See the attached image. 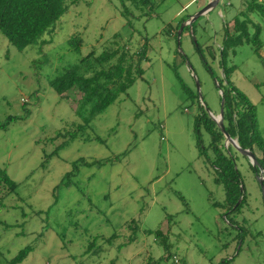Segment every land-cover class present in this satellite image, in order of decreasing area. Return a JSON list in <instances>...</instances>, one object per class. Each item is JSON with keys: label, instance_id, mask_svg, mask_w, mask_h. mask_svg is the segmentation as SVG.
I'll list each match as a JSON object with an SVG mask.
<instances>
[{"label": "rangeland", "instance_id": "374dc122", "mask_svg": "<svg viewBox=\"0 0 264 264\" xmlns=\"http://www.w3.org/2000/svg\"><path fill=\"white\" fill-rule=\"evenodd\" d=\"M187 1L147 6L139 0H80L60 20L50 44L24 53L0 34V122L20 118L0 129V165L19 184V197L9 195L0 206V221L11 226H0V264H8L28 245L34 251L22 264H156L160 258L161 264L231 259L230 264H264V195L250 160L237 154L248 196L235 217L245 230L239 239L240 228L229 224L220 206L225 190L215 183L197 146L199 104L183 89L185 84L219 115V82L197 47L217 77L224 78L218 53L216 59L211 53L218 50L223 24L240 2L223 0L179 37L182 24L175 37L179 18L195 16L202 4ZM252 16L264 28V14ZM73 38L82 40L78 51L69 43ZM146 40L149 60L143 63V78L91 120L87 111L77 114L80 92L58 94L51 87L55 77L92 52L100 55L119 47L139 52ZM261 52L264 47L256 52L252 44H244L230 54L228 66L236 67L230 77L235 87L256 107L264 142ZM87 121L77 139L65 137ZM204 141H210L205 133ZM63 143L59 154L46 161ZM80 159L103 164L81 167L70 187L60 186ZM157 230L168 237L175 255L171 260H165L166 250L155 236L145 233ZM91 243L95 246L88 252Z\"/></svg>", "mask_w": 264, "mask_h": 264}, {"label": "trees", "instance_id": "16d2710c", "mask_svg": "<svg viewBox=\"0 0 264 264\" xmlns=\"http://www.w3.org/2000/svg\"><path fill=\"white\" fill-rule=\"evenodd\" d=\"M79 1L0 0V34L21 53H24L32 46H46L52 42L60 20L69 13L73 6L78 5ZM139 1L148 6L152 1L164 2L166 0ZM244 3L245 8L236 17L233 30H230L229 25L224 29L223 41L220 43L218 50L215 51L213 49L211 53L213 59L217 58L215 52L218 53L220 68L223 70L224 78L219 79L217 77L214 68L205 58L200 46L197 47V51L202 55L206 69L213 75V78L218 80L219 90L223 91L221 101L222 98L225 99V131L238 141L243 150H249L255 154L259 167L253 166L250 162V168L258 180L259 176L264 177V142L258 131L256 107L244 93L235 87L230 77L236 71V67L228 66L230 54H235L238 47L249 43L254 46L256 52H260L263 46L260 39L261 26L256 24L252 18L254 13L263 14V5L260 0H244ZM190 18L191 16H187L179 21L175 37H177L181 25L187 23ZM251 29H254V33L251 32ZM69 43L77 51L82 46L81 39L76 40L73 38ZM148 49V42H146L139 52L134 53L130 52L127 47L103 51L100 55L92 52L82 58L79 64L72 66L63 74L55 77L50 82L51 87L58 94L74 89L80 92L81 100L77 108V114L82 116L83 112L87 111L90 116L87 119L91 120L104 113L121 95L126 94L138 80L143 78V63L149 60ZM183 89L193 101H197L199 104L198 113L194 120V132L200 156L205 159V162L212 170L215 183L223 186L225 190L226 198L220 206L224 209V215L229 224L239 227L235 217L248 200L244 178L237 163V154L240 153L232 145L227 146L225 133L222 132L218 123L210 116L208 106L201 104L199 96L188 89L185 84H183ZM19 119L16 116H8L5 121L0 122V129L6 130L11 123ZM21 119H24V117ZM88 122L77 126L73 132L68 133L65 137L69 141L77 139L81 134L85 133ZM204 133L210 138L208 145H205ZM64 145L65 143L60 145L51 155H47L46 161L59 154ZM129 153L130 151H127L123 156H127ZM102 164V161L88 162L85 159L78 160L73 163V170L65 175L60 186L64 184L70 187L73 184L72 178L78 174L81 167H101ZM262 170L263 173H261ZM18 193L19 184L11 179L7 170L0 165V206L4 204L9 195L19 197ZM181 199L184 201L182 197ZM240 200L241 203L236 207ZM34 214L37 217H41L43 212L34 211ZM3 224L6 227L5 229L11 227L0 221V226ZM240 230L239 239L244 236L245 232L242 228ZM145 233L154 235L156 241L164 246L167 253L166 261L175 257L171 252L167 235H164L161 230L154 232L145 231ZM116 237L117 235L114 234L108 239V242H112ZM134 238L131 239V242L135 241ZM94 246L95 243H91L88 252H92ZM33 251L34 247L32 245L26 246L8 264H22ZM163 261L164 258H160L156 264H161ZM230 261L224 260L219 264H230Z\"/></svg>", "mask_w": 264, "mask_h": 264}, {"label": "water", "instance_id": "95a60500", "mask_svg": "<svg viewBox=\"0 0 264 264\" xmlns=\"http://www.w3.org/2000/svg\"><path fill=\"white\" fill-rule=\"evenodd\" d=\"M223 3V0H211L203 7L199 13H197L195 16H191L189 21L187 23H184L180 29L179 32V37H181L182 32L184 31L185 25H190L192 26L195 22H197L200 18L206 17L210 15L216 8L221 6ZM196 42V40H195ZM198 89H200V84L198 83ZM221 96H223V91H221ZM224 105H225V99L222 98V104H221V111L218 116H215L213 113L210 112V116L213 118L214 121H216L221 128L222 132L225 133V137L227 140L228 145H232L236 151H238L241 155L246 156L249 158L250 162L252 163L253 166L259 167V163L257 161V158L255 154L249 150H243L238 141L233 139L228 133L225 131V126H224ZM263 173V170L261 171ZM258 182L260 184V187L262 189L263 195H264V177L259 176L258 177ZM241 203V200L238 202L236 207Z\"/></svg>", "mask_w": 264, "mask_h": 264}, {"label": "crops", "instance_id": "0c3cea01", "mask_svg": "<svg viewBox=\"0 0 264 264\" xmlns=\"http://www.w3.org/2000/svg\"><path fill=\"white\" fill-rule=\"evenodd\" d=\"M197 1H200V0H188L186 3V5H193V3L194 2H197ZM202 1V4L200 5V6H198V11H200L203 7H205V5H207V3L209 2V1H211V0H201ZM239 2H240V5H239V9L237 10V12L231 17L232 19L230 20V21H228V22H226V23H224L223 24V27H222V40H221V42L223 41V31H224V29L229 25L230 27V30H233V26H234V22H235V19H236V17L239 15V13L242 11V10H244V8H245V3H244V0H239ZM260 2L262 3V5H263V8H264V0H260ZM221 13H222V11H221ZM263 14H264V12H263ZM192 16V15H191ZM183 17H181V18H179V21L182 19ZM252 18H253V16H252ZM254 20V19H253ZM179 21H178V24H179ZM255 23H256V21H254ZM178 24H176L174 27H176L177 28V26H178ZM257 24V23H256ZM258 25H260V24H258ZM187 25H185V27H186ZM261 26V25H260ZM263 27L261 26V34H260V38H261V40H262V43H264L263 42ZM174 30V29H173ZM174 32V31H173ZM171 36H173L172 34H171ZM146 42H148V40H146ZM264 46H262V48H263ZM263 55H264V52H261ZM220 114V113H219ZM215 115V114H214ZM217 115V114H216Z\"/></svg>", "mask_w": 264, "mask_h": 264}]
</instances>
